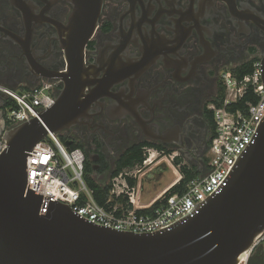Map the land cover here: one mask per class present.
I'll return each mask as SVG.
<instances>
[{
	"label": "flooded vegetation",
	"instance_id": "flooded-vegetation-1",
	"mask_svg": "<svg viewBox=\"0 0 264 264\" xmlns=\"http://www.w3.org/2000/svg\"><path fill=\"white\" fill-rule=\"evenodd\" d=\"M83 1L0 0V117L4 90L48 81L59 96L75 65L82 116L66 133L100 178L135 146L205 174L223 73L264 59V0H102L85 46L91 21L73 35L71 20L99 3ZM249 264H264L261 250Z\"/></svg>",
	"mask_w": 264,
	"mask_h": 264
},
{
	"label": "water",
	"instance_id": "water-1",
	"mask_svg": "<svg viewBox=\"0 0 264 264\" xmlns=\"http://www.w3.org/2000/svg\"><path fill=\"white\" fill-rule=\"evenodd\" d=\"M88 1H98L96 15L75 13L71 20L73 35L91 21L83 46L97 27L102 3ZM78 71L73 65L65 90L37 118L0 130L7 145L0 155V264H240L264 232V117L219 188L155 233L96 225L29 189V153L49 132L63 135L82 116ZM261 73L264 81V59Z\"/></svg>",
	"mask_w": 264,
	"mask_h": 264
},
{
	"label": "built area",
	"instance_id": "built-area-1",
	"mask_svg": "<svg viewBox=\"0 0 264 264\" xmlns=\"http://www.w3.org/2000/svg\"><path fill=\"white\" fill-rule=\"evenodd\" d=\"M262 60H256L251 73L240 77L236 71L223 73L224 97L212 112L215 135L209 150L205 174L193 178L183 195L163 198L160 205L148 213H140V189L131 187L128 180L136 178L140 169L159 159L154 150H146L143 165L122 171L108 183V193L100 199L85 181L87 156L83 149L71 150L51 132L38 143L27 157L29 189L66 204L73 213L96 225L138 234L155 233L185 217L199 203L213 194L227 177L234 163L249 144L259 122L264 117V81ZM12 104L4 109L5 121L16 126L35 119L57 100L54 84L42 81L23 93L4 90ZM73 142V141H71ZM7 145L0 139V155ZM177 175L174 186L183 175L165 160ZM173 186V187H174ZM172 187V188H173ZM257 250L264 253V232L245 253L240 264H249Z\"/></svg>",
	"mask_w": 264,
	"mask_h": 264
},
{
	"label": "trees",
	"instance_id": "trees-1",
	"mask_svg": "<svg viewBox=\"0 0 264 264\" xmlns=\"http://www.w3.org/2000/svg\"><path fill=\"white\" fill-rule=\"evenodd\" d=\"M252 63L248 64V65H244L238 69H236V73L240 76L243 77L249 73H251L252 71ZM224 88H223V92H222V97H221V101L224 97ZM220 101V103H221ZM12 104L11 100H9L8 98H5L3 100V105H4V109H6V107L10 106ZM219 105V104H218ZM213 121H214V116L212 115ZM60 141L63 143L67 142V138L64 136H60L59 137ZM76 148H81L82 146L80 144H76L75 142H73V144L70 146V149H76ZM145 161V157H144V153L141 150V147H132L130 150H128V152L125 153V155L117 162L115 171L113 172L111 179L116 177L117 175H119L123 170L125 169H133L134 167L138 166V165H143ZM93 174H96L95 171L93 170V166L92 164L89 162V159L87 157V162H86V171H85V181L86 183L89 185V187L91 189H93L95 191L96 194V198L100 199L103 195L108 193L109 190V186H101L99 185L95 178L93 177ZM198 177L197 173H184L183 179L181 180V182L179 184H177L176 186H174L173 188H171L165 195L163 198L167 199L175 194H181L183 195L186 191V187L187 184L193 179ZM135 182H131V185H134ZM160 203L157 202L153 208L159 206Z\"/></svg>",
	"mask_w": 264,
	"mask_h": 264
},
{
	"label": "rangeland",
	"instance_id": "rangeland-1",
	"mask_svg": "<svg viewBox=\"0 0 264 264\" xmlns=\"http://www.w3.org/2000/svg\"><path fill=\"white\" fill-rule=\"evenodd\" d=\"M4 121H5V118L4 117L3 118L0 117V126H1V123L4 122ZM62 136H64V137L67 138V142L66 143H63L62 142L65 145H67V143L69 141H73L72 135H69L67 133H64ZM68 136H70V137H68ZM154 152L157 154L156 151H154ZM157 162H159V160ZM149 167L150 166H148L146 168H141L140 171H139V173H138V175L140 176ZM153 169H156V168H153ZM161 170H165V171L161 172ZM161 170H160V172H153L152 173L153 174V177L151 176L152 174L149 175L148 178L149 179H152L151 181L145 180L144 187H143V189L140 190V194H139V197H138V200L141 197V201H140L141 204L146 205L149 202H151V200L154 197H156V195L159 192H161V190L163 188H165V186H167L171 181L174 180L175 176H174V174L172 172H170L168 170V164H167V162L165 160H164L163 164L161 165ZM93 177L95 178L96 182L98 184H100L101 186L108 185V183L111 182V178L108 179V180H104L103 178H100L101 176L99 177L97 174H93ZM257 251H260V250H257ZM262 254L264 255L263 252H262Z\"/></svg>",
	"mask_w": 264,
	"mask_h": 264
},
{
	"label": "crops",
	"instance_id": "crops-1",
	"mask_svg": "<svg viewBox=\"0 0 264 264\" xmlns=\"http://www.w3.org/2000/svg\"><path fill=\"white\" fill-rule=\"evenodd\" d=\"M163 162H164V160H162V161H159V162H155V164H152V165H150V167L148 168V169H146L145 171H144V173H142L140 176L139 175H137V177L136 178H132V179H129L128 180V182H129V184H130V186L131 187H135V188H137V189H143V187H144V183H145V180H149V181H151L152 179H149L148 177H149V175H151L153 172H160V170H161V165L163 164ZM168 164V167H170L171 168V166L169 165V163H167ZM139 166H141V165H138V166H136V167H134L133 169H135V168H137V167H139ZM146 168V167H145ZM153 168H156V169H153ZM125 170H129V169H125ZM154 170V171H153ZM124 171V170H123ZM163 171H165V170H161V172H163ZM158 174V173H157ZM173 174H174V176H175V178H174V180L173 181H171L167 186H165V188H163L162 190H161V192H159L157 195H156V197H154L152 200H151V202H149L148 204H146V205H143V204H141L140 203V201H141V197H140V199H139V202H138V206L140 207V208H142L141 210H140V213H143V214H145V213H148V212H150L151 210H152V208L154 207V205L157 203V202H161L162 201V199H163V197H164V195L174 186V184H175V182L177 181V175H176V173L173 171ZM152 177H153V174L151 175ZM135 182V184L134 185H131V182ZM137 183V184H136ZM100 185V184H99ZM105 186V185H104Z\"/></svg>",
	"mask_w": 264,
	"mask_h": 264
},
{
	"label": "bare ground",
	"instance_id": "bare-ground-1",
	"mask_svg": "<svg viewBox=\"0 0 264 264\" xmlns=\"http://www.w3.org/2000/svg\"><path fill=\"white\" fill-rule=\"evenodd\" d=\"M4 115V114H3ZM4 117V116H3ZM137 184V183H136Z\"/></svg>",
	"mask_w": 264,
	"mask_h": 264
}]
</instances>
